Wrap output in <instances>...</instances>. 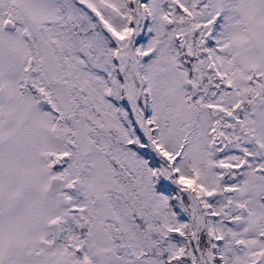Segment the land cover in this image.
I'll list each match as a JSON object with an SVG mask.
<instances>
[{
    "label": "snow or ice",
    "instance_id": "6c2138e0",
    "mask_svg": "<svg viewBox=\"0 0 264 264\" xmlns=\"http://www.w3.org/2000/svg\"><path fill=\"white\" fill-rule=\"evenodd\" d=\"M0 264H264V0H0Z\"/></svg>",
    "mask_w": 264,
    "mask_h": 264
}]
</instances>
